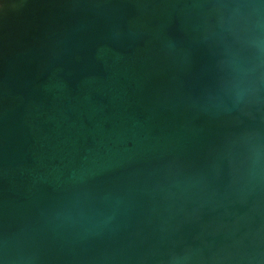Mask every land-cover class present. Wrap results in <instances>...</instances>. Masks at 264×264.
<instances>
[{"label": "water", "instance_id": "obj_1", "mask_svg": "<svg viewBox=\"0 0 264 264\" xmlns=\"http://www.w3.org/2000/svg\"><path fill=\"white\" fill-rule=\"evenodd\" d=\"M0 264H264V0H0Z\"/></svg>", "mask_w": 264, "mask_h": 264}]
</instances>
